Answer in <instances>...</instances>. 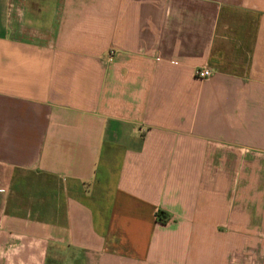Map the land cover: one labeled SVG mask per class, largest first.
Returning <instances> with one entry per match:
<instances>
[{
  "label": "crops",
  "instance_id": "obj_1",
  "mask_svg": "<svg viewBox=\"0 0 264 264\" xmlns=\"http://www.w3.org/2000/svg\"><path fill=\"white\" fill-rule=\"evenodd\" d=\"M0 264H264V0H0Z\"/></svg>",
  "mask_w": 264,
  "mask_h": 264
},
{
  "label": "built area",
  "instance_id": "obj_2",
  "mask_svg": "<svg viewBox=\"0 0 264 264\" xmlns=\"http://www.w3.org/2000/svg\"><path fill=\"white\" fill-rule=\"evenodd\" d=\"M196 75L197 77L204 79L212 75V70L209 68H202L197 70Z\"/></svg>",
  "mask_w": 264,
  "mask_h": 264
},
{
  "label": "trees",
  "instance_id": "obj_3",
  "mask_svg": "<svg viewBox=\"0 0 264 264\" xmlns=\"http://www.w3.org/2000/svg\"><path fill=\"white\" fill-rule=\"evenodd\" d=\"M162 220V219H161Z\"/></svg>",
  "mask_w": 264,
  "mask_h": 264
}]
</instances>
